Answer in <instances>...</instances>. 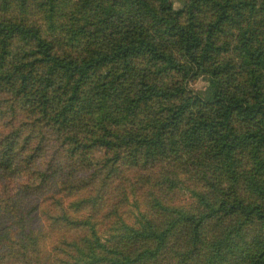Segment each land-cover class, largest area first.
<instances>
[{
    "label": "trees",
    "instance_id": "16d2710c",
    "mask_svg": "<svg viewBox=\"0 0 264 264\" xmlns=\"http://www.w3.org/2000/svg\"><path fill=\"white\" fill-rule=\"evenodd\" d=\"M0 264H264V0H0Z\"/></svg>",
    "mask_w": 264,
    "mask_h": 264
},
{
    "label": "rangeland",
    "instance_id": "374dc122",
    "mask_svg": "<svg viewBox=\"0 0 264 264\" xmlns=\"http://www.w3.org/2000/svg\"><path fill=\"white\" fill-rule=\"evenodd\" d=\"M174 4L176 6L179 5V0H173ZM189 86L195 90L196 93H199L201 95H208L209 93V90L211 88V82H210V79L207 78V76H195L194 78L191 79L190 83H189ZM137 193V192H135ZM118 194V192H117ZM116 194V195H117ZM135 196V197H134ZM134 196H130L129 199L130 201L128 202H125L123 203L122 207L120 208L121 211L125 212V211H131V212H134L136 209H135V206H134V203H138V205L142 206L144 205L145 207V203L143 202V196L142 195H137L135 194ZM118 199V197H117ZM130 216V215H128Z\"/></svg>",
    "mask_w": 264,
    "mask_h": 264
}]
</instances>
